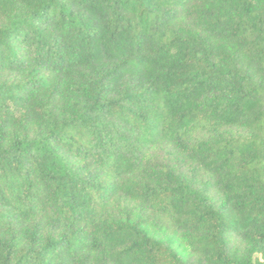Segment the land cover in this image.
Returning a JSON list of instances; mask_svg holds the SVG:
<instances>
[{
    "label": "trees",
    "instance_id": "trees-1",
    "mask_svg": "<svg viewBox=\"0 0 264 264\" xmlns=\"http://www.w3.org/2000/svg\"><path fill=\"white\" fill-rule=\"evenodd\" d=\"M0 264H264V0H0Z\"/></svg>",
    "mask_w": 264,
    "mask_h": 264
},
{
    "label": "rangeland",
    "instance_id": "rangeland-1",
    "mask_svg": "<svg viewBox=\"0 0 264 264\" xmlns=\"http://www.w3.org/2000/svg\"><path fill=\"white\" fill-rule=\"evenodd\" d=\"M177 246V245H176Z\"/></svg>",
    "mask_w": 264,
    "mask_h": 264
}]
</instances>
